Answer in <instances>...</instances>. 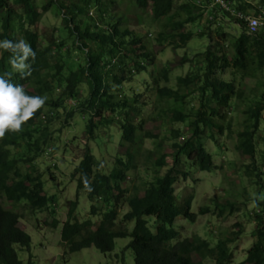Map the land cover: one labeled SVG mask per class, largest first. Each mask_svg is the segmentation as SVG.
Masks as SVG:
<instances>
[{"label":"trees","instance_id":"16d2710c","mask_svg":"<svg viewBox=\"0 0 264 264\" xmlns=\"http://www.w3.org/2000/svg\"><path fill=\"white\" fill-rule=\"evenodd\" d=\"M35 1L0 0V40L15 42L23 39L35 52V58L29 61L30 75L21 78L19 73L11 70L8 62L10 53L0 50V74L10 72L11 82L22 85L27 95L46 97L42 108L22 123L19 131H6L0 136V264H23L19 251L31 252V236L20 228L26 212L36 216L38 213H56L55 198L46 193L36 161L46 154L48 148H54L48 124L58 118L61 110L67 112L66 122L69 124L74 118L73 113H69L71 109L84 114L86 134L91 140H96L101 129L119 126L122 131L120 143L127 148V153L125 159L117 160L110 173L104 174L96 171L100 165L91 151L86 150L74 169L72 178L77 182L78 192L85 191L90 199L101 198L109 210L99 225L92 226L89 222L79 224L73 220L75 203L69 204V217L61 230L65 256L92 246L102 253H111L116 248L117 239L131 238L127 249L133 252L135 264H202L206 260L229 264L241 231L233 232L231 238L219 241L214 247L198 235L191 240L174 242L180 236L173 230L176 218L184 214L194 223L197 216L189 211L191 198L185 201L184 213L180 206H176L174 186L181 173L174 168L189 161L199 171L212 173L215 170L213 157L202 141V128L216 130L217 133L226 129L231 135L232 124L226 126L227 116L236 110L232 102L237 100L243 102V126L233 132L235 150L249 160V165L243 169L249 175L247 177L251 176L252 186L264 190V79L255 85L256 90L250 91L254 93V99L234 85L237 76L241 81L255 78L258 73L264 78V30L250 34L245 22L213 6V0H131L137 8L150 7L157 23L166 21V25L161 26L164 31L171 27V35L166 38L161 33L158 39H168L172 44L180 40L183 46H187L195 33H184L185 26L195 23L204 14L208 15L210 25L217 24L219 28L224 22L223 17L228 16L241 28V34L228 42L233 48L230 56L223 48L228 34L217 28L215 34L224 43L215 44L214 51L207 49L199 55V60L198 56L191 59L196 66L204 58L197 73L180 78L176 90H157L162 99L174 102L171 109L174 122L192 119L193 133L191 137H183L179 131L171 133L173 147L177 149L173 166L160 175V170L167 167V156H161L156 165V176L144 183V195L140 196L137 187L131 194L122 187L127 175L135 169L132 166L135 147L143 137L138 129L142 131L145 123L141 120L139 125L136 124L140 112L136 106L139 95H128L124 84L131 79L129 76L143 72L152 64L153 55L146 49L143 38L128 29L126 17L117 18L118 0H44L41 7ZM226 1L238 12L264 19V0H260L261 7H255L254 0ZM48 12H53L62 21L60 34L57 30L47 34L38 27ZM182 14L186 18L182 19ZM197 35L207 36L203 25ZM63 53L66 57H61ZM80 57H84V61L79 62ZM73 65L77 66L76 70H72ZM229 67L236 77L234 81L219 80L217 72ZM194 82L199 87L188 90ZM82 83L88 88L85 97L81 94ZM189 98L199 99V109L195 111L192 108L187 112ZM164 112L161 110V114ZM181 137L184 144L177 142ZM258 153L259 161L256 159ZM183 158L185 161L182 162ZM182 174L187 176L185 172ZM125 194L128 195L126 199ZM3 199L11 204L10 209L4 206ZM125 204L128 212L119 225L117 210ZM256 208L260 212L255 213V219L248 216L256 226L253 234L256 240L239 264H264V203L256 202ZM242 210L244 212L245 209ZM214 211L219 216L226 212L234 215L241 211V207L227 203L223 207L216 206ZM209 213L208 207L199 210V215ZM129 223H134L132 230ZM194 256L200 261L196 262ZM32 260L30 256L27 264H33Z\"/></svg>","mask_w":264,"mask_h":264},{"label":"rangeland","instance_id":"374dc122","mask_svg":"<svg viewBox=\"0 0 264 264\" xmlns=\"http://www.w3.org/2000/svg\"><path fill=\"white\" fill-rule=\"evenodd\" d=\"M254 1L255 7H261L260 0ZM35 2L41 7L44 0H36ZM118 3L120 7L117 10V18L126 17L129 21L128 29L143 38L146 49L153 55L154 59V62L149 64L143 72L129 76L131 79L128 78L129 81L124 84V89L128 95H139L136 106L140 112L139 118H136V124L139 125L141 120L145 123L142 131L138 129L143 137L140 138L139 144L135 147L136 154H134L132 162L135 169L127 175L126 182L123 183L122 187L123 190L128 189V194L133 193V188L137 187L140 194L143 195L144 183L152 181L156 176V170H158L156 165H158L160 157L167 156V167L160 170V175H164L173 164L172 158L176 155L177 149L173 147L174 138L171 133L179 131L185 137H191L193 133V128L190 125L192 119L187 118L183 123L174 122V112L171 111L174 102L165 98L162 99L157 90L178 89V80L196 74L200 65L204 62L202 57L200 63L194 66L191 59L198 56L197 60H199V55L210 48L214 51L215 44H223L224 41L219 40L215 34L218 25H210L206 14L200 17V21L185 26L184 33L188 31L195 33L187 46H183L180 40H176L174 44L168 39L167 41L163 40L164 38L160 40L158 37L161 33L165 37L171 35V27H167L168 29L164 31L161 26V24L166 25L165 20L161 21V24L157 23L153 20L150 7L148 9L137 8L131 0H118ZM177 5L179 6L180 3H177ZM175 9L178 10V7H175ZM184 18L186 16L182 14V19ZM223 18L224 22H221L218 31L228 34L223 48L230 56L233 53V48L228 42L231 38L241 34V28L231 21L228 16ZM201 24L205 28L207 36L197 35L199 29L202 28ZM38 27L45 33L50 34L54 30L59 31L63 25L60 18H56L53 12H48L38 24ZM209 29L212 30L209 31ZM149 34H151L150 37ZM61 57H66L65 53L61 54ZM84 59V57H80L79 62L84 61ZM76 65L72 66V70H76ZM232 71V68L229 67L225 71L217 72V77L222 81L233 82L236 77H234ZM163 73H166V75ZM263 79L260 73L255 78H247L244 81H241L237 76L234 85L236 88L244 89L247 96L254 99L255 95L250 91L256 90L255 85ZM82 84L80 86L81 94L85 97L88 88L86 84ZM197 87L199 85L194 82L188 90H195ZM188 102L187 112H190L192 108L195 111L199 109V99H190ZM232 104L236 106V110L231 111L232 113L227 116L228 120L226 122V126L229 123L232 124L231 135L226 129L223 133H217L216 130L208 131L202 128V139L206 149L213 157L215 170L212 173L199 171L193 165L190 166V162H186L184 158L182 162L185 161L186 163L184 162L181 167L174 168L176 172L189 173H187L188 177L184 178L183 175L179 177V182L176 184V193L179 199H176V206H180L185 211L186 206L183 201L188 197H192V211L197 216L195 223L190 222L184 216H180L176 219L173 230L181 233L183 238L191 239L194 235H199L210 242L212 247L219 241L231 238L233 232L241 231V237L233 246L234 256L229 263L239 264L244 261L247 250L256 240L253 236L256 226L252 224V220L248 216L255 208L256 202L264 203V190H258L256 185L252 186L253 183L249 179L251 176L247 177L249 175L244 173L243 169V166L249 165V160L235 150L236 137L233 132L242 129L243 102L235 100ZM161 110L165 112L161 114ZM69 113H73L74 117L70 119L69 124L66 122L67 112L63 110L59 111V116L55 121L48 124L49 136L53 140L51 145L55 149V156L51 158L54 162L50 163L45 156L36 161L38 172L42 174L46 193L56 198L57 211L55 214H51V212L38 213V216L28 212L25 213L20 228L31 236V252L19 251V259L23 264H27L30 255L33 257V264H135L132 251L125 250L131 242L130 238L116 240V249L112 253L103 254L96 248L91 247L72 255H64L66 247L61 243V226L67 219L68 209L65 205L69 203V200L75 198L76 183L72 178V174L74 169L78 167L85 151H91L100 165L96 168V171H102L104 174L110 173L116 167L117 160L119 158L125 159L127 153V148L120 143L122 131L119 126L111 127L108 130L101 129L97 133L96 140H91L86 134L87 120L84 119V114H79L78 109H71ZM177 142L183 143L181 138ZM256 156L257 161H259L260 153ZM53 163L56 165L55 167L52 165ZM258 165L262 167L260 162ZM253 198L254 200H252ZM248 200L251 201L248 202ZM2 202L7 209L11 208L8 201L3 199ZM227 203H233L241 207V211L234 213V215L226 212L223 216H219V213L214 211L216 206L223 207ZM90 206L91 202L86 194H82L78 209L80 220L88 218L87 214ZM205 207L210 209V213L199 215V210ZM242 209H245L244 212ZM20 212H23V210H20ZM246 212L248 213L245 214ZM54 222L55 226L53 225ZM152 224L153 221L151 220ZM133 227L134 223H131L130 230ZM194 260L196 262L200 261L196 256H194ZM202 264L215 263L206 260Z\"/></svg>","mask_w":264,"mask_h":264},{"label":"clouds","instance_id":"9594fccd","mask_svg":"<svg viewBox=\"0 0 264 264\" xmlns=\"http://www.w3.org/2000/svg\"><path fill=\"white\" fill-rule=\"evenodd\" d=\"M90 14L93 15V13H90ZM0 50L7 51L10 53V57H9L8 62L11 66L12 72L19 73L21 75V78L30 75L31 64L29 63V61H30V59L35 58V52L33 51L31 46L25 40L20 39V40H17L15 42L12 40H8V39L0 40ZM10 77H11L10 72H5L3 74H0V136H3L6 131L7 132L19 131L21 129L22 123L29 120L37 110L41 109L42 106L45 104V100H46V97L42 96V95H27L23 89V86L20 84H13L10 80ZM183 137H185V136H183ZM181 139H182L183 143H180V144H184V142H185L184 138L181 137ZM202 141H203V139H202ZM207 152L210 153L208 150H207ZM54 154H55V149L54 148H48L47 152L44 156L46 157V159L50 163H52V162H54V160L51 158L55 156ZM52 165L54 167L56 166L54 163ZM172 166H173V164L171 165V167ZM194 167L197 170H199L196 166H194ZM182 172H181V174H179L177 176V179H178L177 183L179 182V177H181L183 175ZM262 172L264 173V168H262ZM185 173H188V172H185ZM207 173H209V172H207ZM188 174H187V176H183V177L184 178L188 177ZM74 181L76 183V195H75L74 199L69 200V203L67 205H65V207L68 209L66 221L68 220V217H69L68 214L70 212L68 206L70 203L73 202V203H75L74 204L75 210H74L73 220H75L79 224H84L86 222H89L92 226L99 225L100 222L102 221L103 215L109 210V207L105 206V204L103 203L101 198L97 197L95 199H90L89 195L85 191L78 192L77 182L75 179H74ZM174 189H175L176 198L178 199L177 193H176V185L174 186ZM84 193L86 194L88 200L91 202V206H90L89 212L87 214L88 218H86L85 220H80L78 218V209L80 206V196ZM143 195H144V192H143ZM143 195L140 194V196H143ZM125 196H126L125 197V199H126L127 195H125ZM49 197L52 198V196H50V195H49ZM188 198H191V208L189 211H190V213L196 214L192 211L193 198L192 197H188ZM188 198H186V200ZM185 201H183L184 204H185ZM249 201H251V200H248V202ZM123 202L126 203V201H123ZM53 205L57 211L56 198H55V203H53ZM117 211H118L117 223L120 225L124 215L128 212V207L125 204L124 206H122L121 209H118ZM181 211H182V213H184L186 211V209H185V211H183L181 209ZM122 212H124V213H122ZM259 212H260V210L257 209L255 206V208L249 213V216L252 218V220H254L255 219L254 218L255 213H259ZM181 216H184V214H182ZM179 217H177L176 219H178ZM184 218H187V217L184 216ZM65 222L62 224L61 227H63ZM190 222H191V220H190ZM129 224H131V223H129ZM252 224H254V222H252ZM127 226H128V224H127ZM129 229H130V225H129ZM61 230H62V228H61ZM177 233L180 236L174 242L191 240L193 238V237L191 239L183 238L181 233H179V232H177ZM117 240H119V239H117ZM61 243L63 244L62 239H61ZM115 243H116V241H115ZM92 247H94V246H92ZM127 247L125 248V250H127ZM103 254H108V253H103ZM30 256L32 257V255H30ZM32 259H33V257H32Z\"/></svg>","mask_w":264,"mask_h":264},{"label":"built area","instance_id":"2783aa9c","mask_svg":"<svg viewBox=\"0 0 264 264\" xmlns=\"http://www.w3.org/2000/svg\"><path fill=\"white\" fill-rule=\"evenodd\" d=\"M213 6H218L223 11L228 13L231 17L245 22L250 34L255 35L261 30H264V19L260 16H254L252 14H245L235 10L232 5L226 0H213Z\"/></svg>","mask_w":264,"mask_h":264}]
</instances>
